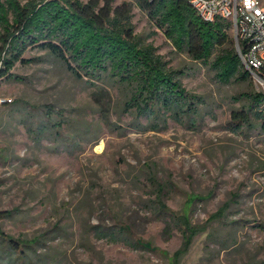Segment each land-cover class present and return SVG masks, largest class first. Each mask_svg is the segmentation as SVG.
I'll use <instances>...</instances> for the list:
<instances>
[{
    "label": "rangeland",
    "instance_id": "374dc122",
    "mask_svg": "<svg viewBox=\"0 0 264 264\" xmlns=\"http://www.w3.org/2000/svg\"><path fill=\"white\" fill-rule=\"evenodd\" d=\"M133 24L138 35L155 33L150 42L158 54L184 73L186 91L203 100L196 126L169 119L162 130L148 131L145 119L122 111L121 90L87 88L53 58L29 49L23 56L29 63L10 71L21 82L0 79V99L10 101L0 106V212L11 213L0 229L14 240L39 242L26 249L25 262L0 243V264H168L160 253L98 240L90 229L121 221L137 238L175 253L181 234H164V222L144 205L153 198L151 176L165 185L163 200L173 211L199 197L189 214L194 224L233 199L229 227L210 226L181 264H264V135L233 132L230 123L243 104L236 98L264 87L253 79L219 84L207 67L177 53L135 5ZM59 115L65 120L60 131L53 126ZM214 232L216 240L208 239ZM229 235L237 236L239 248L221 251Z\"/></svg>",
    "mask_w": 264,
    "mask_h": 264
},
{
    "label": "trees",
    "instance_id": "16d2710c",
    "mask_svg": "<svg viewBox=\"0 0 264 264\" xmlns=\"http://www.w3.org/2000/svg\"><path fill=\"white\" fill-rule=\"evenodd\" d=\"M134 5L156 30L163 32L177 53L207 67L219 84L252 81L236 52L232 24L223 20L204 22L185 0H131L117 7H113L112 0H0V79L21 82L10 71L18 63H29L23 59L24 54L37 49L61 64L76 81L87 84V88L100 85V92L108 86L121 90L125 93L122 111L132 114L135 120L145 119L148 131L162 130L169 119L195 127L203 100L186 91L182 84L184 73L170 67L158 54L150 42L155 33H135ZM258 75L264 78V73ZM237 99L243 104L241 110L232 112L233 132L258 130L264 135V93H242ZM59 117L60 121L53 125L58 131L65 122L64 117ZM148 181L153 198L144 202L145 208L154 220L164 222V234L170 236L173 230L181 234L180 248L169 256L137 238L132 228L121 221L112 226L90 227L98 240L123 244L134 251L160 253L168 264H181L195 238L206 234L210 226L223 230L229 227L226 222L233 199L202 225L194 224L189 214L195 202L200 201L198 196L187 198L186 210L173 211L163 200L165 185L154 176ZM10 215L0 212V221ZM237 224L231 222L232 226ZM215 233H209L208 239L216 240ZM38 242L14 240L0 229V243L7 253L19 254L22 262L27 260L26 249ZM220 247L221 251L239 248L237 236L229 235Z\"/></svg>",
    "mask_w": 264,
    "mask_h": 264
},
{
    "label": "built area",
    "instance_id": "2783aa9c",
    "mask_svg": "<svg viewBox=\"0 0 264 264\" xmlns=\"http://www.w3.org/2000/svg\"><path fill=\"white\" fill-rule=\"evenodd\" d=\"M185 1L204 22L223 20L232 24L235 49L238 46L236 52L242 65L256 84L264 87V78L258 75L264 73V8H260L259 0ZM8 103L0 99V106Z\"/></svg>",
    "mask_w": 264,
    "mask_h": 264
},
{
    "label": "water",
    "instance_id": "95a60500",
    "mask_svg": "<svg viewBox=\"0 0 264 264\" xmlns=\"http://www.w3.org/2000/svg\"><path fill=\"white\" fill-rule=\"evenodd\" d=\"M236 50L238 51V46H236Z\"/></svg>",
    "mask_w": 264,
    "mask_h": 264
}]
</instances>
